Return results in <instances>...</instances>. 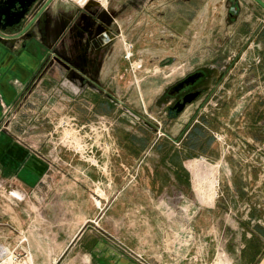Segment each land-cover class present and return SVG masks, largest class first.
<instances>
[{
  "label": "rangeland",
  "instance_id": "1",
  "mask_svg": "<svg viewBox=\"0 0 264 264\" xmlns=\"http://www.w3.org/2000/svg\"><path fill=\"white\" fill-rule=\"evenodd\" d=\"M93 1L116 9L131 7L129 13L124 12L116 25L119 35L112 49L111 59L100 71L101 83L105 84L110 79L125 87L118 89L117 84H113L114 88L94 87L115 104L117 116L120 118L97 113L83 119L72 109L64 108L57 112L50 131L38 128L44 120L37 119L33 124L36 125L33 130L36 137L34 140H27L26 130L24 135L8 134L11 133V123L18 118L21 120L17 111H22L25 103L23 97L20 104L14 107L0 103L4 111L0 120V135L10 140L9 147L13 142L24 147L28 152L27 156L32 155L37 163L44 166V172L57 178L63 175L74 177L76 170H81L76 166L78 162L92 168L95 180H89L87 187L91 200L100 208H103L102 202L106 206L111 200L107 197L108 191L114 190L118 193L125 189L137 190L141 172L148 162L171 161L167 151L171 149L172 144L177 146L178 150L183 152L181 162H197L200 167L199 181L189 167L194 175L192 186L198 200H195V208L190 212L188 209L191 207L183 203L187 196L179 189H174L173 192L165 193L169 197H161L159 203L163 202V206L169 208L168 212H172L167 218H181L179 229L173 232L174 236L170 232V239L175 240L178 249L192 246L198 238L204 236L203 231L199 233L195 230L193 221L203 206H212L215 198L217 200L222 184L220 177L232 174L229 162H260L259 175L264 181V69L261 68L264 65V56L261 55L262 46L254 32L255 29L264 27V11L253 0H224L221 6L217 7L220 12L217 21H213V14L208 15V8H212L206 5V0H187L191 2L193 11L189 21L179 24L170 7L168 11L163 12L166 16L161 14L159 0ZM80 2L57 0L55 7L57 10L66 9L68 14H72ZM232 4L239 10L237 16L230 15ZM241 15L251 17L242 21ZM253 23L256 25L254 30ZM45 33L51 35L47 28ZM57 39L53 37L54 42L50 47L43 42L48 49L47 64L52 67L43 68L37 74L29 91L43 79L50 77L52 81L57 82L58 87H53L51 91L46 90V94H58L63 90L61 87L71 85L72 96L77 97L91 87L73 85L71 80L65 79L66 72L60 69L57 63H52V48ZM2 47L0 45V48ZM3 52L8 50H0V53ZM75 53L76 56L79 54L76 51ZM259 66L258 77L254 73L255 68ZM197 70H213V80L208 83L211 84L210 91L188 105L180 115L171 118L168 106L173 98L167 96L168 88L185 75ZM51 97L45 100H49L48 102H42L45 97L36 99L37 105L41 106L42 103L43 108L44 104L46 105L43 111L45 113L58 106L56 97ZM119 119L125 120V124L134 130L144 131L146 134V142L139 143V153L133 159L128 157L126 148L115 134ZM199 130L203 134L199 139L201 142L193 143L197 133H200ZM189 132L191 133L188 136ZM158 137H164L169 142L156 143L155 138ZM210 139L212 148L203 143ZM189 145L193 147L192 152L186 151ZM26 159L27 157L20 161L27 162ZM178 159L175 155L174 160ZM115 169L118 173L116 176ZM44 172L42 171L40 177ZM10 185L11 183H6L4 188H0L5 196L1 202L5 211L19 201L24 206L26 202L22 201L25 195L16 194L17 190L6 188ZM55 200L57 199L49 195L34 201L37 207L43 210L54 204ZM90 218L91 216L88 219ZM185 220L188 222H184ZM258 222L263 223L264 218H260ZM4 229L6 232L12 230V227L5 226ZM23 238L26 237L20 239ZM20 249L25 250L22 246ZM116 250L117 254L137 258V264H155L146 259L144 254L122 243L116 244ZM166 251L168 257L176 255L171 246ZM85 253L91 252L77 244L69 247L65 255L81 258ZM225 256L226 253L219 250L217 261L223 263L222 260L227 258ZM72 264L90 263L84 258L81 262Z\"/></svg>",
  "mask_w": 264,
  "mask_h": 264
},
{
  "label": "crops",
  "instance_id": "2",
  "mask_svg": "<svg viewBox=\"0 0 264 264\" xmlns=\"http://www.w3.org/2000/svg\"><path fill=\"white\" fill-rule=\"evenodd\" d=\"M159 1L163 16H166L163 12L170 7L179 24L190 20L193 11L190 1ZM222 2L224 0H206V5L212 8H208V15L213 14V21H217L220 13L217 7ZM56 3L57 0L54 4ZM63 11L66 12V9ZM250 17L251 15H241V20H249ZM255 27L253 23L252 29ZM254 32L262 46L261 55L264 56V27L255 29ZM37 64L32 52L27 50L14 54L0 53V103L14 107L20 104L23 97L25 102L22 111H17L21 120L18 118L11 123V133L8 134L24 135L27 131V140H34V122L42 118L43 124L38 128L50 131L54 117L64 108L72 109L83 119L97 113L120 118L117 116L115 104L102 96L96 88L84 90L77 97L72 96L71 85L61 87L63 90L58 94H46V90L51 91L53 87H58L57 82L46 77L29 91ZM263 67L264 65L261 68L264 69ZM259 69L260 66L256 67L258 74L254 73L258 77ZM108 74L110 76V69ZM72 83L77 85L73 81ZM113 84H117L116 81L109 79L98 88H114ZM121 86V83L117 84L118 89ZM51 96L56 97L58 106L45 113L43 111L46 105L44 104V108L42 103L41 106L37 105L36 99L45 97L42 102H48L49 100H45ZM3 114V106L0 104V120ZM124 121L119 119L115 134L126 148L128 157L133 159L139 153V143L146 142V134L127 126ZM199 131L193 143L201 142L199 139L203 134ZM155 140L159 144L169 142L164 137ZM9 142V139L0 135V188L11 183L6 188H11L12 191L15 189L18 191L16 194L25 195L22 201L26 202L24 206L19 201L5 211L1 203L5 196L0 191V246L24 247L31 253L34 264H72L81 262L84 258L90 264H137V258L117 254L118 242L144 254L146 259L155 264H264V222H258L260 218H264V181L259 175L260 162H229L232 174L220 177L222 184L217 200L215 198L212 206H203L193 221L195 230L204 232L203 238H198L192 246H184L181 250L175 245V240L170 239V232L174 236L173 232L179 229L181 218H167L172 212H168L169 208L164 207L163 202L159 203L161 197H169L165 193L173 192L174 189H179L187 196L183 203L191 207L188 209L190 212L195 208V200H198L192 186L194 175L189 168L191 162H181L183 152L177 146L172 144L167 151L171 161L148 162L141 172L137 190L125 189L118 193L114 190L108 191L107 197L111 200L106 206L102 202L103 208H100L91 200L87 187L89 180H95L92 168L78 162L76 166L81 170H76L74 177L63 175L57 178L44 172V166L37 163L32 155L27 156L28 152L24 147L14 142L9 147ZM171 142L174 143L173 140ZM203 143L212 148L211 139ZM192 146L189 145L186 151L192 152L195 147ZM158 147L159 145L156 148ZM175 155L179 158L178 161L174 160ZM161 156L163 157L162 154ZM26 157L27 162L20 161ZM42 171L44 173L40 177ZM117 174L115 169L114 176ZM49 195L57 200L40 210L34 200ZM5 226L12 227V230L6 233ZM24 236L26 242L20 243V238ZM77 244L91 253H85L81 258L65 255L69 247ZM170 246L176 253L172 257H168L166 251ZM219 250L227 254L225 261L222 260L223 263L217 261Z\"/></svg>",
  "mask_w": 264,
  "mask_h": 264
},
{
  "label": "flooded vegetation",
  "instance_id": "3",
  "mask_svg": "<svg viewBox=\"0 0 264 264\" xmlns=\"http://www.w3.org/2000/svg\"><path fill=\"white\" fill-rule=\"evenodd\" d=\"M90 1L93 0L78 4L75 11L68 14V12L57 10L54 4L56 0H54L38 17L37 29L40 32L39 38L47 47L52 46L53 37L57 39L60 36L59 41L55 42L52 48V63H57L59 68L66 72L65 79L82 87L94 88L101 85L100 71L111 59L112 49L119 35L116 25L124 12L129 13L131 7L116 9ZM17 6L19 7V4ZM42 6L43 4L36 9L31 8L30 18H33ZM232 8L235 9L230 11V15L237 16L239 10L236 5L232 4L230 9ZM46 28L50 30L52 36L49 33L46 35ZM4 34L11 35V33ZM75 51L79 52L77 56ZM212 72L213 70L209 72L197 70L185 75L168 88L167 96L173 98L168 106V114L171 118L180 115L188 105L193 104L210 91L209 85L211 84L208 83L213 80L214 73ZM201 80L205 81L199 83ZM186 97H191L192 101L186 103L180 113L177 114L175 110H171V107L182 103Z\"/></svg>",
  "mask_w": 264,
  "mask_h": 264
},
{
  "label": "water",
  "instance_id": "4",
  "mask_svg": "<svg viewBox=\"0 0 264 264\" xmlns=\"http://www.w3.org/2000/svg\"><path fill=\"white\" fill-rule=\"evenodd\" d=\"M54 0H0V45L3 50H8L9 53H19L22 50L32 52L38 66L33 77L36 80L37 74L43 69H49L47 47L39 38L38 34V17ZM264 10V0H253ZM19 4V7L17 6ZM43 4L41 10L31 17V8L36 9ZM232 8L231 10H234ZM23 28V29H21ZM17 32V33H15ZM4 33H11L7 36ZM62 36V34H61ZM60 36L57 39L59 41ZM188 82V80H186ZM192 101L191 97H186L180 104L171 107L176 113H180L186 103Z\"/></svg>",
  "mask_w": 264,
  "mask_h": 264
},
{
  "label": "built area",
  "instance_id": "5",
  "mask_svg": "<svg viewBox=\"0 0 264 264\" xmlns=\"http://www.w3.org/2000/svg\"><path fill=\"white\" fill-rule=\"evenodd\" d=\"M175 215V213H174ZM26 242V238L20 240V243ZM0 264H34L32 255L27 250L20 249V246L10 248L0 246Z\"/></svg>",
  "mask_w": 264,
  "mask_h": 264
},
{
  "label": "bare ground",
  "instance_id": "6",
  "mask_svg": "<svg viewBox=\"0 0 264 264\" xmlns=\"http://www.w3.org/2000/svg\"><path fill=\"white\" fill-rule=\"evenodd\" d=\"M77 1H81L80 3H84V1H86V0H77ZM90 2H92V1H90ZM91 5V4H90ZM108 41V40H107ZM202 162V161H201ZM205 162V161H204ZM208 165V164H207ZM204 166H205V164H204ZM190 167H191V169L194 171V173H195V175H196V179L198 180L200 177H199V174H198V169H200V167H198V165H197V162H193V163H191L190 164ZM199 177V178H198ZM199 181V180H198ZM198 191V190H197ZM193 206V205H192ZM227 255V254H226ZM224 259V258H223ZM225 261V260H224Z\"/></svg>",
  "mask_w": 264,
  "mask_h": 264
}]
</instances>
